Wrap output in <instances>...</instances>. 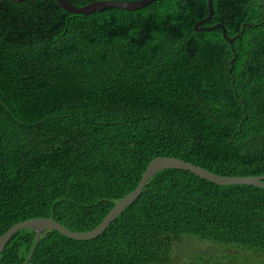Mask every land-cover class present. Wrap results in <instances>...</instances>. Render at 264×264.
Wrapping results in <instances>:
<instances>
[{
    "label": "trees",
    "instance_id": "obj_1",
    "mask_svg": "<svg viewBox=\"0 0 264 264\" xmlns=\"http://www.w3.org/2000/svg\"><path fill=\"white\" fill-rule=\"evenodd\" d=\"M212 5L197 30L207 0L89 14L0 0V236L39 217L92 230L156 157L264 175V0ZM189 237L264 255V188L164 169L97 237L34 245L20 229L0 264H247L180 260Z\"/></svg>",
    "mask_w": 264,
    "mask_h": 264
},
{
    "label": "water",
    "instance_id": "obj_2",
    "mask_svg": "<svg viewBox=\"0 0 264 264\" xmlns=\"http://www.w3.org/2000/svg\"><path fill=\"white\" fill-rule=\"evenodd\" d=\"M16 3L23 2L25 0H11ZM58 4L67 12L74 14H89L96 11H100L109 7H114L122 10L133 11L147 6L148 4L156 0H140L136 2H127V1H114V0H98L91 2L82 7L74 6L70 0H56ZM209 14L203 20L197 22L194 26L195 29L199 30L197 26L207 22L212 18L213 14V5L212 0H207ZM220 27L222 28V33L225 39L228 42L232 43V40H229L226 37L225 29L221 24L214 25L211 29ZM164 169H180L184 171H190L192 174L208 180L217 185H252L256 187L264 188V175L263 176H225L214 173L202 166L191 163L189 161L183 160L181 158L172 157V156H161L156 157L149 162L144 173L141 176V179L135 189L117 201L109 213L104 217L101 223L93 228L90 231L86 232H75L70 231L65 228L63 225L57 221L48 218V217H39L31 218L25 221H20L13 226H11L6 232L0 236V254L5 249L9 240L20 229H32L35 232L34 245L37 243L38 239L41 236V233L45 230H55L61 233L62 235L75 239V240H90L98 235L102 234L110 225L115 221V219L120 215V213L130 206L140 195L141 191L144 188V185L153 177L156 173ZM27 261L25 262V264Z\"/></svg>",
    "mask_w": 264,
    "mask_h": 264
},
{
    "label": "rangeland",
    "instance_id": "obj_3",
    "mask_svg": "<svg viewBox=\"0 0 264 264\" xmlns=\"http://www.w3.org/2000/svg\"><path fill=\"white\" fill-rule=\"evenodd\" d=\"M175 256L180 260H189L197 257H219L231 259L235 262L247 264H264V255L258 254L251 250L216 243L213 241L199 240L193 237L184 238L177 242L174 248Z\"/></svg>",
    "mask_w": 264,
    "mask_h": 264
}]
</instances>
